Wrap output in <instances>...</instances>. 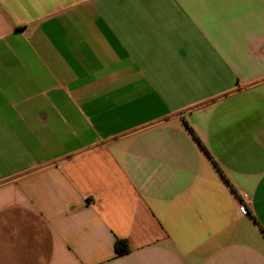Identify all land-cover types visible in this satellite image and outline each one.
<instances>
[{"label":"crops","instance_id":"crops-1","mask_svg":"<svg viewBox=\"0 0 264 264\" xmlns=\"http://www.w3.org/2000/svg\"><path fill=\"white\" fill-rule=\"evenodd\" d=\"M0 264H264V0H0Z\"/></svg>","mask_w":264,"mask_h":264},{"label":"trees","instance_id":"trees-1","mask_svg":"<svg viewBox=\"0 0 264 264\" xmlns=\"http://www.w3.org/2000/svg\"><path fill=\"white\" fill-rule=\"evenodd\" d=\"M189 128V131L193 134V136L195 137V139L197 140V142L201 145V147L204 149V151H206V149L202 146L199 138L196 136V134L194 133V131L192 130V128ZM115 249H116V253L119 256L125 255L129 252V246L126 240H117L116 244H115Z\"/></svg>","mask_w":264,"mask_h":264},{"label":"built area","instance_id":"built-area-1","mask_svg":"<svg viewBox=\"0 0 264 264\" xmlns=\"http://www.w3.org/2000/svg\"><path fill=\"white\" fill-rule=\"evenodd\" d=\"M241 210H243L244 212H247V209L245 208V206H242Z\"/></svg>","mask_w":264,"mask_h":264}]
</instances>
